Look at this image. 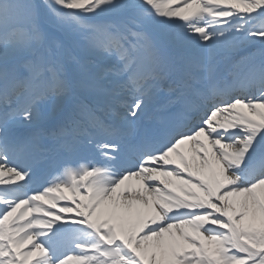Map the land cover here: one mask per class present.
<instances>
[{"label":"snow or ice","instance_id":"snow-or-ice-1","mask_svg":"<svg viewBox=\"0 0 264 264\" xmlns=\"http://www.w3.org/2000/svg\"><path fill=\"white\" fill-rule=\"evenodd\" d=\"M0 264H264V0H0Z\"/></svg>","mask_w":264,"mask_h":264}]
</instances>
